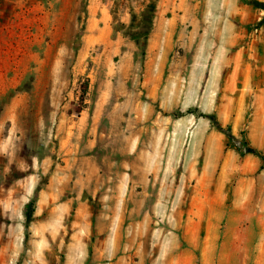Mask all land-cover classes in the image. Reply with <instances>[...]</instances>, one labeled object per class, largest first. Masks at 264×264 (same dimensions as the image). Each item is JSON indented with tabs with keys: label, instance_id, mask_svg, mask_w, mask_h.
<instances>
[{
	"label": "rangeland",
	"instance_id": "obj_1",
	"mask_svg": "<svg viewBox=\"0 0 264 264\" xmlns=\"http://www.w3.org/2000/svg\"><path fill=\"white\" fill-rule=\"evenodd\" d=\"M191 1L156 34L162 0H0V264H74L103 215L148 221L104 264H264V1L245 35Z\"/></svg>",
	"mask_w": 264,
	"mask_h": 264
},
{
	"label": "crops",
	"instance_id": "obj_2",
	"mask_svg": "<svg viewBox=\"0 0 264 264\" xmlns=\"http://www.w3.org/2000/svg\"><path fill=\"white\" fill-rule=\"evenodd\" d=\"M243 1L244 0L223 1L227 9V18H232L237 24L239 23L237 28L231 24L229 20L228 26H226L227 32L229 33L248 34L251 32L250 26L260 20L262 16L261 10L252 9L250 5ZM254 1L261 2L264 0ZM195 7L196 4L194 5L191 0H162V9L159 13V23L156 34L162 31L161 28L163 27L164 19H166L162 13L165 14L170 10H182L179 16L186 18L191 14L192 17V13L197 10ZM126 209L127 208H125V210ZM147 222V220L136 222L132 219L126 221L124 217L118 218V216L115 217L111 215H109L107 219L104 215L98 217L96 222L93 223L92 229H88V233L85 236H80L78 231L74 233V235L79 236V240H74L73 243L74 248L79 250V256L75 259L74 264H84L85 261H87V264H104L103 259L105 258V250L103 249V244L110 235L113 239H117L120 242L132 241L133 239L139 242L141 239L140 236L147 232ZM74 224L89 226L90 221L88 222L85 220L82 222L74 220ZM136 224L141 227L134 229ZM126 236H128V238ZM88 241L90 242L89 251L86 244ZM123 246L127 248L126 244ZM124 251L125 250L122 249L119 251V254H115L113 261L108 264H159L158 261L156 262L154 260L153 256L150 258L148 257L149 253L140 254L137 250L132 251V253Z\"/></svg>",
	"mask_w": 264,
	"mask_h": 264
},
{
	"label": "trees",
	"instance_id": "obj_3",
	"mask_svg": "<svg viewBox=\"0 0 264 264\" xmlns=\"http://www.w3.org/2000/svg\"><path fill=\"white\" fill-rule=\"evenodd\" d=\"M152 17V15H151ZM220 128V127H219ZM225 134L228 136V138H231V135L229 132H225ZM246 152H251V153H255L254 149L250 148V147H246Z\"/></svg>",
	"mask_w": 264,
	"mask_h": 264
}]
</instances>
